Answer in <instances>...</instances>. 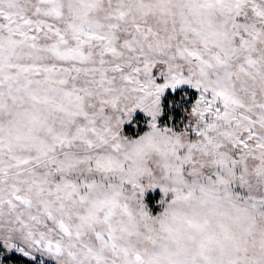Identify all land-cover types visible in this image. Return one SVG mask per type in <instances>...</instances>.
<instances>
[{
  "label": "snow or ice",
  "instance_id": "snow-or-ice-1",
  "mask_svg": "<svg viewBox=\"0 0 264 264\" xmlns=\"http://www.w3.org/2000/svg\"><path fill=\"white\" fill-rule=\"evenodd\" d=\"M0 264H264V0H0Z\"/></svg>",
  "mask_w": 264,
  "mask_h": 264
}]
</instances>
